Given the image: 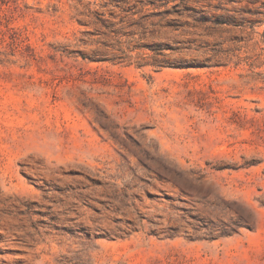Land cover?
Returning a JSON list of instances; mask_svg holds the SVG:
<instances>
[{"label":"rangeland","instance_id":"rangeland-1","mask_svg":"<svg viewBox=\"0 0 264 264\" xmlns=\"http://www.w3.org/2000/svg\"><path fill=\"white\" fill-rule=\"evenodd\" d=\"M0 264H264V0H0Z\"/></svg>","mask_w":264,"mask_h":264}]
</instances>
